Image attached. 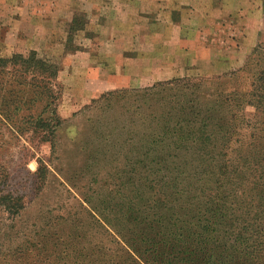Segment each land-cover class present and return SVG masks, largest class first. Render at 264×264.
<instances>
[{
    "label": "rangeland",
    "instance_id": "rangeland-1",
    "mask_svg": "<svg viewBox=\"0 0 264 264\" xmlns=\"http://www.w3.org/2000/svg\"><path fill=\"white\" fill-rule=\"evenodd\" d=\"M183 1L135 18L128 0H0V58L35 51L57 64L61 121L53 147L41 135H0V264H144L101 220L119 214L117 178L139 182L135 189L144 198L132 204L148 222L156 212L161 219L170 213L151 205L165 197L159 189L171 186L181 203L185 195L197 202L201 189L219 178L198 150L146 166L103 163L110 154L103 144L99 153L102 95L180 80L219 85L225 93L251 90L261 65L256 52L264 53V0ZM175 87L165 85L172 88L165 95ZM7 193L22 205L14 216L2 205ZM199 216L194 208L182 211L181 220L190 223L176 226L194 228Z\"/></svg>",
    "mask_w": 264,
    "mask_h": 264
},
{
    "label": "trees",
    "instance_id": "trees-1",
    "mask_svg": "<svg viewBox=\"0 0 264 264\" xmlns=\"http://www.w3.org/2000/svg\"><path fill=\"white\" fill-rule=\"evenodd\" d=\"M256 53L261 54L256 59L261 65L246 93H225L219 85L180 80L99 98L104 114L99 117V153L100 144L105 154L110 153L101 159L103 163L146 166L178 158L182 150H198L201 159L218 168L214 174L219 178L201 189L202 201L193 202L185 195L181 203L171 186L159 189L157 194L165 197L151 205L168 206L170 213L161 219L156 212L150 222L132 204L144 198L142 188L135 189L139 182L123 175L117 178L119 214L101 220L144 264H264V53L261 48ZM57 73V64L35 51L0 58L1 136L17 140L41 135L53 147L61 124ZM165 85H174L173 90L181 93L165 95L172 89ZM130 186L134 189L126 191ZM2 203L10 216L22 208L11 193L3 196ZM125 207L131 212L124 214ZM190 208L200 213L195 229L182 227L190 222L180 215Z\"/></svg>",
    "mask_w": 264,
    "mask_h": 264
},
{
    "label": "crops",
    "instance_id": "crops-1",
    "mask_svg": "<svg viewBox=\"0 0 264 264\" xmlns=\"http://www.w3.org/2000/svg\"><path fill=\"white\" fill-rule=\"evenodd\" d=\"M181 4L182 2H184L183 0H128V4L131 5L132 7V15L135 13V15L133 17L135 18H147V16L149 15H153L156 13H165V9H171V5H174L175 3ZM197 2V1H196ZM171 3V4H169ZM198 3V2H197ZM169 4V5H167ZM192 6H194V8H198L196 5L198 4H194L191 3ZM200 6V5H198ZM135 10V11H133ZM197 10L195 9L194 12H196ZM123 15V14H122ZM175 29L173 30V32L179 33L181 26L176 22L174 23ZM135 29V30H134ZM133 32L134 33H138L139 35H141V32H139L138 30H136V25L135 27H133ZM132 32V30L130 31L131 37L134 36L135 39H138V37ZM196 33V32H195Z\"/></svg>",
    "mask_w": 264,
    "mask_h": 264
}]
</instances>
